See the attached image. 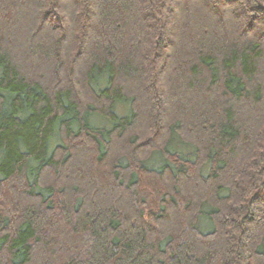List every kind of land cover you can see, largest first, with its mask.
<instances>
[{
  "label": "trees",
  "instance_id": "1",
  "mask_svg": "<svg viewBox=\"0 0 264 264\" xmlns=\"http://www.w3.org/2000/svg\"><path fill=\"white\" fill-rule=\"evenodd\" d=\"M0 264H264V0H0Z\"/></svg>",
  "mask_w": 264,
  "mask_h": 264
},
{
  "label": "rangeland",
  "instance_id": "2",
  "mask_svg": "<svg viewBox=\"0 0 264 264\" xmlns=\"http://www.w3.org/2000/svg\"><path fill=\"white\" fill-rule=\"evenodd\" d=\"M22 35V34H21ZM22 42V41H21ZM23 44V45H22ZM24 46H25V44H24V41H23V43H20L17 47H16V53L19 55V58L20 59H22V57H21V55L23 56V54H26L24 51ZM22 62L24 63H22L23 65H22V67L23 66H25V65H27V62L26 61H23V59H22ZM26 67V66H25ZM82 164V163H81ZM98 173H100V175H101V171H99Z\"/></svg>",
  "mask_w": 264,
  "mask_h": 264
}]
</instances>
